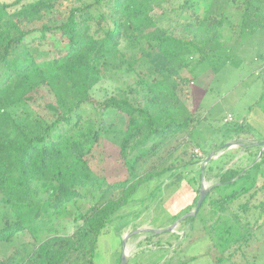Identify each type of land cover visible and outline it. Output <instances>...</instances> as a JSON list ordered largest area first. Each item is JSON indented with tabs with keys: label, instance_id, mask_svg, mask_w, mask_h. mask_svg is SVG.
<instances>
[{
	"label": "trees",
	"instance_id": "trees-1",
	"mask_svg": "<svg viewBox=\"0 0 264 264\" xmlns=\"http://www.w3.org/2000/svg\"><path fill=\"white\" fill-rule=\"evenodd\" d=\"M22 1H0V243L28 234L33 246L21 264H94L98 238L137 191L176 173L180 162L194 163L191 136L202 117L181 99L189 81L178 75L196 77L202 64L229 61L224 27L239 35L264 30V0H182L178 12L157 17L154 9L169 0ZM181 26L184 35L176 32ZM108 80L113 92L94 101V89ZM107 111L125 117L119 141L125 178L113 183L98 174L95 156ZM259 154L249 170L219 174L186 218L194 219L216 190L221 194L209 204L223 220L227 207L254 188L216 240L220 263L242 254L262 227L264 200L250 204L264 193V179L256 185L264 177V150ZM65 217L75 226L67 235L60 233ZM214 224L205 229L213 233Z\"/></svg>",
	"mask_w": 264,
	"mask_h": 264
},
{
	"label": "rangeland",
	"instance_id": "rangeland-1",
	"mask_svg": "<svg viewBox=\"0 0 264 264\" xmlns=\"http://www.w3.org/2000/svg\"><path fill=\"white\" fill-rule=\"evenodd\" d=\"M0 1L11 4L16 0ZM203 1V4L207 2ZM181 2L169 0L154 9V16H172L178 12ZM230 10L232 16L234 9ZM231 18L237 21V17ZM165 25L166 22L163 23ZM170 27L175 28L176 25L172 22ZM176 32L185 34L182 26L177 27ZM222 32L229 48L223 54L230 55L229 61L202 64L196 69V77H192L193 74L188 71L178 75L189 81L180 88L181 99L192 114L202 117L201 124L191 136L193 165L182 167L183 162H180L181 167L176 173L156 177L142 186L130 203L119 210L106 225L98 238L94 264H118L123 254L127 259L126 264H264V217L259 220L262 227L254 232L247 247L242 248L243 255L237 254L233 261L224 259L218 262L220 248L216 240L221 229L254 188L244 199L227 207L222 214L223 220H217L220 211H215L209 204L210 200L221 194L216 190L209 195L194 219H186L195 207V191L201 187L209 189L217 184L219 174L225 170L244 172L261 158V146L256 145L264 142V78L259 71H255L259 62L254 61V58L264 55L261 50L264 30L239 35L229 27H224ZM43 48L47 50V47ZM151 61L155 66H162L157 58L153 57ZM261 62L264 64V60ZM178 83L173 80L174 85ZM113 90L114 84L111 81H103L94 89L92 98L100 101ZM103 121L107 131L95 156L99 163L98 174L104 176L108 183H113L125 178L119 158V141L123 135L125 117L118 112L107 111ZM240 125L243 128L238 130ZM253 141L257 142L254 147L251 145ZM235 142L248 146L240 148ZM182 150H178L173 157L177 158ZM173 157H167L162 166ZM182 159L184 161L188 158ZM262 169L264 172V165ZM263 179V176H257L258 188L262 186ZM262 200L264 193L259 192L250 204ZM213 221L214 231L209 233L205 228ZM61 225L64 229L60 233L66 235L75 227L72 219L67 217L61 221ZM32 246L33 241L28 234H20L9 243H0V261L7 264L11 258L10 264H21Z\"/></svg>",
	"mask_w": 264,
	"mask_h": 264
},
{
	"label": "water",
	"instance_id": "water-1",
	"mask_svg": "<svg viewBox=\"0 0 264 264\" xmlns=\"http://www.w3.org/2000/svg\"><path fill=\"white\" fill-rule=\"evenodd\" d=\"M263 150H264V142L261 144V151H263ZM207 193H208V189H204L203 187L200 188L195 208H194L193 212L191 214H189V216H194L197 213V211L200 208V206H201L203 200L205 199ZM167 231H170V230H167ZM157 233H159V232H157ZM123 247H124V244H123ZM126 262H127V259L123 254L119 264H126Z\"/></svg>",
	"mask_w": 264,
	"mask_h": 264
},
{
	"label": "crops",
	"instance_id": "crops-1",
	"mask_svg": "<svg viewBox=\"0 0 264 264\" xmlns=\"http://www.w3.org/2000/svg\"><path fill=\"white\" fill-rule=\"evenodd\" d=\"M257 30H259V29H255V27H253L252 31L249 30L247 32L254 33V32H257ZM260 31H262V30H260ZM261 47H263L261 50H263L262 52H264V45L261 44ZM262 60H264V55L263 56L261 55V57L260 58L258 57V59L254 58V61L259 62V65H258V67H256L255 71L256 72L259 71L262 78H264V64H263V62H261Z\"/></svg>",
	"mask_w": 264,
	"mask_h": 264
}]
</instances>
